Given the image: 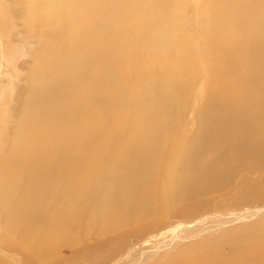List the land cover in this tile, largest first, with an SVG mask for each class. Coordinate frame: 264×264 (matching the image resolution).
Listing matches in <instances>:
<instances>
[{
    "label": "bare ground",
    "instance_id": "1",
    "mask_svg": "<svg viewBox=\"0 0 264 264\" xmlns=\"http://www.w3.org/2000/svg\"><path fill=\"white\" fill-rule=\"evenodd\" d=\"M212 1L207 42L216 43V49L207 74L213 71L217 84L215 89L209 88L206 109L200 116L209 125L175 148L172 140L179 124L164 128L166 119L152 130L128 126L130 141L119 142L103 140V118L77 126L73 114L72 130L57 126L62 143L56 148L46 146L36 151L34 160H8L0 166L1 171L5 165L12 167L11 172L0 175V264H105L114 252L128 246L135 232L147 226L136 222L143 221L147 213L153 215L159 206L171 209L167 216L172 217L173 212L180 219H189L208 204L223 209L211 222L188 227L178 241L153 245L121 264H264V205H257L258 201L264 203V0ZM26 2L23 21L28 31L44 34L49 41L34 56L21 114V121L27 118L25 133L32 126L48 131L56 124L61 110H56L55 103H70L76 111L79 107L88 112L89 101L75 99L70 75L79 82L77 70L85 59L90 65L100 59L96 47L112 40L110 35L123 21L120 12L130 4L119 0L117 13L111 17L107 3L113 0ZM6 13L0 0V30L7 23ZM90 15L98 20L91 23ZM136 30L152 32L149 55L169 47L171 33L155 22L142 23ZM248 33L246 47L236 54L241 59L226 69L217 45L223 49L236 42V34ZM257 42L260 49L255 51ZM148 81V74L142 73L139 83L143 91L134 89L137 97L142 93L149 99L154 93ZM176 83L173 79L159 94V103L171 97ZM38 99H43L40 120L36 109L32 112ZM47 114L49 122L41 121ZM151 133H167L168 138L152 141ZM95 152L102 156L101 162L90 161ZM166 159L169 162L161 171ZM154 170H169V174L150 187ZM113 231L118 232L82 245L70 257L61 254L90 235L100 237Z\"/></svg>",
    "mask_w": 264,
    "mask_h": 264
},
{
    "label": "rangeland",
    "instance_id": "2",
    "mask_svg": "<svg viewBox=\"0 0 264 264\" xmlns=\"http://www.w3.org/2000/svg\"><path fill=\"white\" fill-rule=\"evenodd\" d=\"M26 1L29 0H2L8 18L6 17L7 23L0 30V38L3 41L0 46V166L8 160L19 162L34 160L38 155L36 151H40L46 146L49 149L50 147L56 148L62 143L57 126L60 125L61 130H72L70 119L71 116L73 119V114L74 119L77 120V126L84 122L90 123V120L93 121L94 118H103L102 126L106 127L103 140L111 141L112 139L119 142H123L125 139L130 141L132 133L128 126L136 128L145 126L151 129L159 121L166 119L168 125L163 126L164 128L179 124L177 133L173 135L172 140L175 148L185 145L204 126L209 125L208 121L202 122L200 116H203L205 112V101L208 93L211 92L210 89H215L217 84L215 73L212 71L208 75L212 69L213 51L216 49V43L209 45L210 43L207 42L209 39L208 13L213 1L126 0L130 4L120 12L123 21L118 24V31H114L110 35L112 40L109 43L99 44L96 47L100 59L92 65L89 64L88 59H85V63L83 62L79 71L77 70V73H80L76 75L79 82L70 75L71 86L75 87V99H79L83 103L88 100L89 103H86L88 112L79 107L76 111L74 105L71 106L70 103H55L56 110H61L56 124H51L48 131L32 126L29 128V132L25 133L24 126L27 125L25 122L27 118L21 121V114L25 106V96L30 89V73L35 66L34 56L49 41L44 34H38L34 30L28 31L23 21L26 13L24 8L28 3ZM118 3L119 0L107 3L108 14L111 17L117 13ZM89 19L91 23H95L98 16L90 15ZM147 21L155 22L160 29L171 33L169 47L167 49L159 48L153 55L148 54L149 45L153 41L152 32H137L139 29L136 30L140 24ZM118 34L120 36L115 38ZM249 35L251 34L248 33L244 36L236 34L234 37L236 42L223 49L217 45L220 50V59L226 69H231L235 60L241 59L236 54L239 50L243 52ZM42 38L44 39L42 40ZM115 42L117 43L113 44ZM253 47L255 51L260 49L258 42ZM74 50L77 52L79 47L75 45ZM1 52L4 55H1ZM256 57L260 58V55ZM148 62H150V71H148ZM164 63L167 64L162 65ZM242 65L243 63L240 64V71ZM142 73L148 74V86L150 91L154 92L149 99V96L142 93L137 97L134 92V89L143 91L140 89L141 84L139 83ZM211 74L213 75L211 76ZM170 78L178 83L175 84L171 97L159 103L157 98L172 82ZM207 88H210L209 92L206 91ZM86 94L92 96L87 98ZM42 102L43 99H38L32 106V112L36 109L38 119ZM15 105L17 106L15 107ZM12 106L15 107V110H12ZM41 121L49 122L48 114L46 119ZM120 125L125 128L118 129ZM151 134L149 139L152 141H162L168 138L167 133ZM17 138L19 139L18 143L16 142ZM175 148L174 154H176ZM23 155H27L28 158H24ZM45 155L48 156V151L45 152ZM17 157L20 160H17ZM102 160L103 158L98 155V152L90 157L91 162H101ZM165 161L161 171L167 166L169 159ZM11 171L12 167L5 165L2 171L0 170V175ZM168 174L169 170L164 173L154 170L149 180L150 187L158 185ZM213 195L216 197V191ZM214 205H206L195 218L193 216L189 219H180L177 215H173V212H171L172 217L167 216L171 209L159 206L154 211L155 213L152 212L154 216L147 215L149 214L147 213L143 216L145 221L140 219V222H136V225H147L145 230L135 232L128 246L114 252L105 264H121L124 260L140 256L153 245L164 241H178L184 237L186 228L202 221L206 222V220L211 222L223 210L218 204ZM257 205L263 206L264 203L258 201ZM115 232L118 231L100 237L90 235L72 251L65 248L61 254L70 257L82 245L92 244ZM34 264H45V262Z\"/></svg>",
    "mask_w": 264,
    "mask_h": 264
}]
</instances>
